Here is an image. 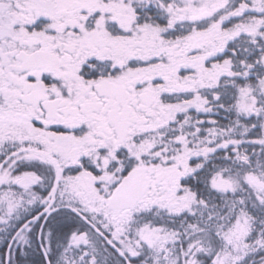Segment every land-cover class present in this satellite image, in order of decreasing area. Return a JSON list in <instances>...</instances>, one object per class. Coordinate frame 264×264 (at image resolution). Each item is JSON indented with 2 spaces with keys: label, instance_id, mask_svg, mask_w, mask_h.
<instances>
[{
  "label": "snow or ice",
  "instance_id": "obj_1",
  "mask_svg": "<svg viewBox=\"0 0 264 264\" xmlns=\"http://www.w3.org/2000/svg\"><path fill=\"white\" fill-rule=\"evenodd\" d=\"M0 264H264V0H0Z\"/></svg>",
  "mask_w": 264,
  "mask_h": 264
}]
</instances>
